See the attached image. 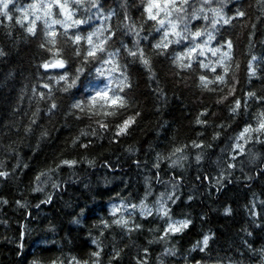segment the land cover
I'll return each instance as SVG.
<instances>
[{"label":"clouds","instance_id":"obj_1","mask_svg":"<svg viewBox=\"0 0 264 264\" xmlns=\"http://www.w3.org/2000/svg\"><path fill=\"white\" fill-rule=\"evenodd\" d=\"M262 125L264 0H0V264H264Z\"/></svg>","mask_w":264,"mask_h":264},{"label":"snow or ice","instance_id":"obj_2","mask_svg":"<svg viewBox=\"0 0 264 264\" xmlns=\"http://www.w3.org/2000/svg\"><path fill=\"white\" fill-rule=\"evenodd\" d=\"M94 54H95V50H92L91 52L88 53V55H94ZM44 67H48V65L45 64ZM249 71H250V72L252 71L251 67L249 68ZM97 95H99V93H98ZM245 95H248V93H245ZM257 99H259V97H257ZM242 103H243L242 100H240V99L237 100V104H242ZM130 121H131V118H129L128 121H125L124 124H122V125L120 126L121 130H122V129L124 128V126L127 125ZM262 126H264V125H262ZM61 163L71 164L72 162H71V161H61Z\"/></svg>","mask_w":264,"mask_h":264}]
</instances>
